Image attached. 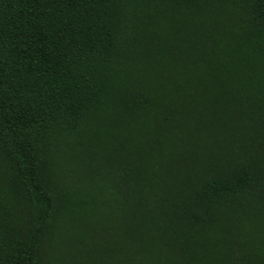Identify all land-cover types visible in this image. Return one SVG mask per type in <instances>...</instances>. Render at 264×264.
<instances>
[{"label":"trees","instance_id":"obj_1","mask_svg":"<svg viewBox=\"0 0 264 264\" xmlns=\"http://www.w3.org/2000/svg\"><path fill=\"white\" fill-rule=\"evenodd\" d=\"M0 264H264V0H0Z\"/></svg>","mask_w":264,"mask_h":264}]
</instances>
